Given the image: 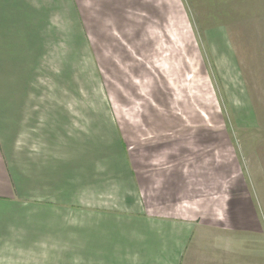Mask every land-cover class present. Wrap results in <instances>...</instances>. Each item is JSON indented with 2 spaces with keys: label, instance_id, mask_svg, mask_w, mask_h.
<instances>
[{
  "label": "rangeland",
  "instance_id": "rangeland-1",
  "mask_svg": "<svg viewBox=\"0 0 264 264\" xmlns=\"http://www.w3.org/2000/svg\"><path fill=\"white\" fill-rule=\"evenodd\" d=\"M139 3L79 0L66 21L81 24V43L67 39L65 57L0 75L23 102L20 170L58 181L45 192L59 200H33L35 221L41 227L48 207L69 235L56 250L12 259L0 250V264H74L80 205L117 211L126 197L133 211L141 192L169 206L195 199L199 213L250 197L253 233H242V253L250 244L253 264H264V0H154L155 15ZM106 4L115 22L99 16ZM170 183L180 185L171 195Z\"/></svg>",
  "mask_w": 264,
  "mask_h": 264
},
{
  "label": "crops",
  "instance_id": "crops-1",
  "mask_svg": "<svg viewBox=\"0 0 264 264\" xmlns=\"http://www.w3.org/2000/svg\"><path fill=\"white\" fill-rule=\"evenodd\" d=\"M139 1L152 10V15L156 14L154 0H130L133 3L130 7ZM77 2L0 0V75L28 73L35 58L65 57L67 39L81 43L84 39L81 24L70 21L72 25H67L66 21V11L74 14ZM102 7L99 16L115 22L112 4ZM95 16L99 17L98 13ZM97 28L93 30L95 35ZM11 89L0 80V250L10 259L24 249L56 250L61 240L69 238L61 235L59 227L49 220L52 215L48 207L41 210L45 218L41 227L35 221V215L41 216L35 214L33 200H42L44 195L59 200V194L45 192L46 186H58V181L51 184L49 178L24 175L20 170L17 138L23 102ZM167 186H171L167 189L170 195L180 187L179 183ZM36 192L43 195L37 196ZM99 198L95 194L92 199L91 195L90 202H98ZM125 198L117 211L108 207L99 209L94 203L80 205L86 209L73 224L74 264H253L250 244L247 256L242 253V233H253L250 197L232 195L226 207L224 204L214 210L205 207L200 213L195 211L194 204H189L195 199L185 198V206L176 199L169 206L162 205L160 195L141 192L132 201L136 206L131 211V201ZM197 216L213 220L197 225L194 220ZM39 236L42 242L35 244ZM13 263L17 264L14 260L3 264Z\"/></svg>",
  "mask_w": 264,
  "mask_h": 264
}]
</instances>
